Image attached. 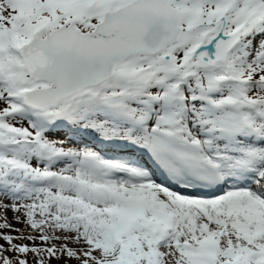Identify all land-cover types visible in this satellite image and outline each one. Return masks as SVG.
<instances>
[{
    "label": "snow or ice",
    "instance_id": "snow-or-ice-1",
    "mask_svg": "<svg viewBox=\"0 0 264 264\" xmlns=\"http://www.w3.org/2000/svg\"><path fill=\"white\" fill-rule=\"evenodd\" d=\"M0 264H264V0H0Z\"/></svg>",
    "mask_w": 264,
    "mask_h": 264
}]
</instances>
